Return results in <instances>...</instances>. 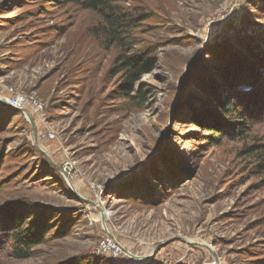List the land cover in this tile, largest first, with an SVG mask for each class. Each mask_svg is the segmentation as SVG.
<instances>
[{"label":"rangeland","instance_id":"1","mask_svg":"<svg viewBox=\"0 0 264 264\" xmlns=\"http://www.w3.org/2000/svg\"><path fill=\"white\" fill-rule=\"evenodd\" d=\"M115 6L150 13L135 29L136 50L156 58L140 82L141 109L120 95L119 80L109 74L117 53L93 36L96 12L57 0H0V96L10 98V89L36 96L57 136L45 137L43 124L24 107L40 148L57 166L68 157L75 162L68 179L74 189L58 175L45 177L42 165L50 162L36 147L33 125L20 110L8 109L16 112L8 117L0 107V206L37 205L50 212L51 223L47 243L24 261L3 254L8 235L0 231V264L88 256L105 264H264V175L239 157L243 147L264 143L263 115L247 137L216 146L191 124L197 123L192 113L214 110L206 90L228 95L220 76H235L236 62H258L264 83V0H126ZM143 167L150 182L156 174L162 186L148 192L149 206L107 199L104 192L98 203L92 185L119 184ZM101 210L131 254L165 247L144 263L98 255L109 235Z\"/></svg>","mask_w":264,"mask_h":264},{"label":"trees","instance_id":"2","mask_svg":"<svg viewBox=\"0 0 264 264\" xmlns=\"http://www.w3.org/2000/svg\"><path fill=\"white\" fill-rule=\"evenodd\" d=\"M57 1L60 5L92 10L99 15L100 24L93 28L92 34L95 37H103L106 47L114 49L117 53L109 74L119 80L120 95L126 97L131 106L138 109L144 107L145 93L140 82L144 76L153 71L156 58L151 51L136 50L135 29L149 21L150 13L124 11L115 6L126 0ZM136 19H138L137 23H135ZM254 63L253 66H246L243 61L236 62L235 76H227V72L223 73L222 77L220 76V82L230 87L228 95L221 97L218 90L221 84L216 83L217 92L214 89L206 90V94L211 98L210 107L214 110L208 112L206 116L192 113L191 119L201 124L194 122L191 124L199 125L205 131L202 137L207 144L216 146L227 139L245 138L251 133L256 117L259 115L264 117V94L263 97L259 94V89H264V83L260 80L258 62ZM244 86L247 89H244ZM1 111H4V115L7 114L8 117L16 113L8 109ZM239 157L249 159L257 175H264V143L243 147L239 152ZM43 166L45 177L58 175L68 188L66 181L55 166L48 162H45ZM144 167L127 181L105 186L103 196L107 198L106 195H108L130 200L145 207L149 206L151 200L146 198L148 192L152 193L157 187L161 190L162 186L155 173L150 182L151 179L145 173ZM14 205V203H7L0 206V231L8 235L7 245H9L3 254L7 253L14 260H29L36 255V249L46 244L49 239L51 223L46 217L50 212L37 205H32L31 208H26L21 204L17 207ZM61 215L63 217V214ZM164 247L161 246L158 252ZM56 264L105 263L101 258L88 256L66 258Z\"/></svg>","mask_w":264,"mask_h":264},{"label":"built area","instance_id":"3","mask_svg":"<svg viewBox=\"0 0 264 264\" xmlns=\"http://www.w3.org/2000/svg\"><path fill=\"white\" fill-rule=\"evenodd\" d=\"M11 97L7 100L10 102L12 107H26L31 108L33 116L38 119L40 123L44 126V136L48 139L55 140L57 136L55 132L51 129L48 123L47 114L43 104L36 98V96L27 97L22 94L16 93L12 89L8 90ZM75 169V162L71 158H66L64 162L60 165V174L65 180L72 178ZM92 189L96 196L98 203L102 202V194L104 189L101 185H92ZM97 253L100 256L108 258L111 262H119V260L124 258H131V250H127L120 241L114 235H107L104 237L97 247ZM139 255V254H137ZM134 259H132L133 261Z\"/></svg>","mask_w":264,"mask_h":264},{"label":"water","instance_id":"4","mask_svg":"<svg viewBox=\"0 0 264 264\" xmlns=\"http://www.w3.org/2000/svg\"><path fill=\"white\" fill-rule=\"evenodd\" d=\"M5 98V97H4ZM6 99V98H5ZM7 100V99H6ZM8 101V100H7ZM7 101H1L0 100V107L4 108V109H14V110H20L26 117V119L33 125V129H34V135H35V143H36V147L38 148V150L44 155V157L50 162L52 163L55 167H57V169L60 171V166H57V164L52 161V159L50 158V156L42 149L40 148V145H39V137H38V133H37V130H36V126L34 124V121H33V118H32V115L26 110L24 109V107H12L10 104L7 103ZM66 183L67 185L71 188V189H74V185L73 183L70 181V180H66ZM101 220H102V224H103V227L108 228V224H107V220H106V213L104 212V210H101ZM105 230V231H106ZM109 235H112V232L109 230L106 231ZM191 244V243H190ZM204 247H208L207 245H203ZM161 247L159 246L150 256H149V259L150 261H152L155 257V253L160 249ZM209 248V247H208ZM211 254L213 256L214 255V251L210 250ZM131 258L134 259L135 261L137 262H147L145 259L147 257H144V256H140V255H137V254H130Z\"/></svg>","mask_w":264,"mask_h":264},{"label":"bare ground","instance_id":"5","mask_svg":"<svg viewBox=\"0 0 264 264\" xmlns=\"http://www.w3.org/2000/svg\"><path fill=\"white\" fill-rule=\"evenodd\" d=\"M0 100H1V101H5V102L7 101V100H6L4 97H2V96H0ZM7 103L10 104L9 101H7ZM108 214H109V213L107 212V213H106V217L108 216ZM104 229L106 230V228H104ZM107 230H108V228H107ZM107 230H106V231H107ZM141 256L147 257V258L145 259V260L147 261V260L149 259V256H150V255H147V256H145V255H141Z\"/></svg>","mask_w":264,"mask_h":264},{"label":"crops","instance_id":"6","mask_svg":"<svg viewBox=\"0 0 264 264\" xmlns=\"http://www.w3.org/2000/svg\"><path fill=\"white\" fill-rule=\"evenodd\" d=\"M109 215H110V214H108V216H107V217H109Z\"/></svg>","mask_w":264,"mask_h":264}]
</instances>
